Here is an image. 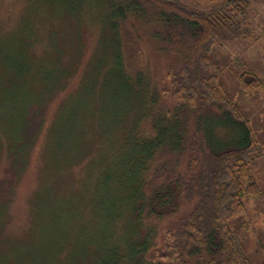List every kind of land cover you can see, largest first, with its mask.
Segmentation results:
<instances>
[{"label": "trees", "instance_id": "16d2710c", "mask_svg": "<svg viewBox=\"0 0 264 264\" xmlns=\"http://www.w3.org/2000/svg\"><path fill=\"white\" fill-rule=\"evenodd\" d=\"M260 1H83L86 9L97 6V23L104 37L97 69L92 73L103 96L92 86V103L103 104L105 98L123 101L126 107H132L126 114L130 112L128 118L133 116V125L116 147L104 143L92 121V134L86 136L85 147L74 156L76 150L66 148L67 164L59 179L86 155L88 145L97 138L98 154L85 163L86 177L77 186L95 174L101 178L108 196L104 210L93 211L86 198L79 216L87 224L94 218L99 221L100 237L95 243L86 241V246L94 243L102 249L89 260L87 256H71L62 246L53 255L46 253L43 258L48 263L44 264H90L92 260L94 264H251L242 237L229 224L245 212L244 199L258 200L262 196L254 169L264 156V148L256 139L252 120L242 117L223 94L225 69L211 55L225 41L246 40L254 34L250 13ZM31 27L26 32L22 26L13 37L0 31V99L4 101L3 93L5 100L12 101L5 118L10 127L3 130L0 151L11 158L16 172L24 169L40 130L36 122L46 96L61 90L73 72L65 58L50 63L51 71L45 68L52 50L47 44L48 55L35 57L31 47L39 34L35 27L31 32ZM147 51L156 59L161 54L167 61V76L161 81L156 79L157 72L147 77ZM262 55L264 59V50ZM238 81L249 94L264 92V78L256 73L245 71ZM84 84V80L80 82L73 94L93 82ZM69 97L60 105L49 130ZM168 100L175 105L172 110L161 106ZM186 109L190 112L188 119L180 115ZM220 117L226 128L229 124L233 129L236 126V142L223 140L219 134L213 144L207 124H222ZM123 128L119 126L118 133ZM64 144L62 141L58 146ZM96 157L102 163L93 172L90 166ZM73 190L56 189L58 203L70 202L77 192ZM55 202L50 197L39 201L43 207L36 208L37 213L59 210L53 206ZM39 226L44 234L46 227L43 223ZM17 259V264H37L30 255L20 254Z\"/></svg>", "mask_w": 264, "mask_h": 264}, {"label": "rangeland", "instance_id": "374dc122", "mask_svg": "<svg viewBox=\"0 0 264 264\" xmlns=\"http://www.w3.org/2000/svg\"><path fill=\"white\" fill-rule=\"evenodd\" d=\"M83 1L85 0H0V31L3 32V36L16 35L22 26L26 32H28L27 27L32 26L31 32L35 27L39 34L36 45L31 47L35 57L48 55L45 51L48 44L52 51L49 60H45V68L51 71L50 63L57 60L60 62V58H65V62L69 61L73 69L61 90L47 93L36 122L40 130L28 153L24 169L16 172L11 158L0 151V210L3 208L0 211V262L3 261L2 264H17L16 261L19 260L17 257L20 254L30 255L34 260L36 259L37 264H44L47 262V259L43 258L44 255L46 253L53 255L61 250L62 246L65 248L64 251H70V255L76 258L87 256L91 260L93 256L100 254L102 245L100 247L94 244L101 235V230L98 228L99 221L94 218L87 224L84 221L81 222L79 215L83 212L81 206L85 204L86 198L89 205L94 207L93 211L97 208L99 212L104 210L108 196L105 195L100 184L101 178L96 174L87 183L77 186L79 181L86 177L85 163L98 154L95 143L97 138L94 139L95 142L92 141L88 145L86 155L75 161V165L66 176L60 179L58 177L67 164L68 149L66 148L76 150L73 153L74 156L85 147L86 136L92 134L89 126V124L92 125V121L95 122L96 132L104 138V143L117 147L123 143L125 136L129 135L133 116L128 118L130 112L126 113L132 107H126L123 101L105 98L103 104L97 101L92 103L90 97L92 86L96 88V93L100 90L103 96L100 85L97 87L96 80H93L96 78L92 73L97 69L104 37L97 23L99 21L95 13L97 6L92 4L89 9H86ZM250 14L254 34L246 40L225 41V45L213 51L211 57L225 69L221 79L223 94L242 117L252 120L256 139L264 148V92H261V95L249 94L241 89L238 81V76L245 71L256 73L264 78L262 55L264 0L257 3ZM2 53L0 52V55ZM155 56L150 51L146 52L149 69L147 77L157 72L159 77L156 79L161 81L163 76H167V61L161 54L158 55V59L154 58ZM91 61L92 65L89 67ZM88 67L91 69L86 76ZM85 76L86 79H84ZM83 80L86 86L90 82L93 84L88 88L85 87V90L82 88L76 95L73 94ZM1 96L4 101L0 99V138H4V131L10 127V121L6 122L5 118L10 114L12 101L5 100L3 93ZM68 96H70L68 102L62 106L58 118L49 130L60 105ZM161 106L163 109L170 106L171 110L175 107L170 100L166 103L162 102ZM6 109L8 111H5ZM214 114L217 115V112L214 111ZM180 115L188 119L189 109L181 112ZM218 120L223 123L213 127H210L209 122L207 124V133H212L209 137H214L213 144L218 142L219 134L223 136V140L229 139L231 142H236L239 137L236 126H233V129L229 124L226 128L223 118L220 117ZM121 125L124 128L118 133L117 130ZM49 132L50 140H48ZM77 137L80 138L77 139ZM62 141H65L67 145L58 146ZM77 147L78 149H75ZM100 158L102 160L104 155L101 154ZM100 158L93 159L91 171L95 172L96 167L102 163ZM257 162L254 175L262 190V196L258 200L244 199L245 212L231 220L229 224L238 237H242L244 252L251 264L264 262V156ZM100 175L103 176L102 173ZM59 187L74 188L73 192H77L70 202L58 203L56 189ZM48 197L53 203L56 201L55 205H51L59 210L69 207L73 212L57 210L47 214L37 213L36 208L43 207V204L38 205L39 201H46ZM40 223L49 229L45 228L44 234H42V226L38 227ZM104 235L106 236L107 233L105 232ZM86 241L94 243L86 246ZM74 245L77 247L74 248ZM106 246L108 247L109 244ZM5 259L8 260L7 263ZM90 264H94L93 260Z\"/></svg>", "mask_w": 264, "mask_h": 264}]
</instances>
